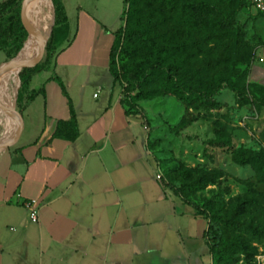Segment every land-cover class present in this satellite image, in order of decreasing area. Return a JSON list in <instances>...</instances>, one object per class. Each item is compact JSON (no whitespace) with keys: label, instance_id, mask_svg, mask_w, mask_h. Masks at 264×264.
<instances>
[{"label":"crops","instance_id":"obj_1","mask_svg":"<svg viewBox=\"0 0 264 264\" xmlns=\"http://www.w3.org/2000/svg\"><path fill=\"white\" fill-rule=\"evenodd\" d=\"M57 4L51 63L5 122L4 143L19 127L0 150V264H214L209 219L159 177L145 120L114 82L125 0ZM254 51L248 82L264 87V45Z\"/></svg>","mask_w":264,"mask_h":264},{"label":"rangeland","instance_id":"obj_2","mask_svg":"<svg viewBox=\"0 0 264 264\" xmlns=\"http://www.w3.org/2000/svg\"><path fill=\"white\" fill-rule=\"evenodd\" d=\"M26 1L23 0L19 7L17 43L8 52L9 60L2 53L0 68L16 60L33 31L35 33V0L29 1L27 11ZM47 1L49 6L52 4L55 23L57 0ZM141 1L132 20L136 28L131 44L126 46L122 39L114 61L118 71H132L140 79L135 83L131 95L136 96L139 107L137 111L145 120L147 147L169 187L199 211L207 213L209 221L213 223L215 250H222L227 241L232 242L239 234L243 241L249 242L245 246L246 252L230 254V260L224 259L222 263L259 264L260 259V264H264V239L250 236L255 232L250 226L251 222L264 224V216L257 219L252 209L244 212L245 205L238 204V197L244 196L255 205H262L264 173H260L254 165L241 166L232 159L235 150L260 151L264 148V88L253 87L247 76L250 65L255 61L254 50L264 45V16L253 15L242 0H222L216 10L209 12L208 18L213 15L224 23L228 15H233L244 31L248 46L241 50L238 45L234 47L233 54L237 59L240 55L241 62L236 67L237 73L232 78V85L223 84L214 96H209L207 92L198 94L196 101L190 103L167 91L161 71L154 67L157 61L155 48L162 46L165 37L169 35L168 11L162 5H189L202 10L207 8L208 0ZM129 6V0H125L123 27ZM54 23L50 28L49 20L47 22L44 37L46 44L43 52L30 65L33 68L41 66L46 59V46ZM207 50L208 46L204 47L191 67L192 72L202 69L203 78L223 70L214 66V62H209ZM33 57L29 56L28 60ZM205 61H208L207 65ZM21 71L18 73L16 90L3 117L0 111V128L3 133L5 122L13 117L14 109L19 119L18 102L24 91ZM16 75L17 72L13 78ZM45 75L39 73L31 83V89L36 88ZM119 84L123 87L122 83ZM10 88L3 83L0 74V105ZM258 107H261L259 111ZM241 230L246 234H241Z\"/></svg>","mask_w":264,"mask_h":264},{"label":"trees","instance_id":"obj_3","mask_svg":"<svg viewBox=\"0 0 264 264\" xmlns=\"http://www.w3.org/2000/svg\"><path fill=\"white\" fill-rule=\"evenodd\" d=\"M23 0H5L0 3V52L7 55L11 47L17 43V17H19V7ZM129 0L130 6L127 12V21L125 27L116 33V41L111 51L110 69L115 83H122L123 87V104L127 108V112L131 115H140L138 113V103L136 96L132 97L134 85L139 81L136 73L132 71H118L115 66L114 56L118 45L123 39L126 46L131 44V38L136 28V24L132 21L136 15L137 8L141 5V0ZM222 0H208L207 8L199 10L193 6L180 7L176 4H164L162 6L168 11V32L162 46L155 49L156 63L154 65L163 75L164 86L172 95L179 96L182 100L194 103L198 94L207 92L209 96H214L223 84L232 85V78L236 76L237 65L241 62L233 54L235 45L241 49L247 48L244 39V31L238 24L233 15L226 17V23L215 16L208 18L210 11L216 10L222 4ZM243 5L249 8L247 0H242ZM124 11V16H126ZM221 16L224 14L221 13ZM258 16V15H255ZM260 16H264L261 15ZM62 22L61 9L56 4V19L53 25L49 41L46 46V59L41 66H26L20 72V78L23 82V89L26 88L31 78L37 74L41 68L50 65L53 54L56 50L55 37L57 30ZM52 25V4L50 6V28ZM125 28V31H124ZM212 44V46H210ZM208 46L207 55L209 62H214L217 68H223L222 71L212 74L209 78H203L202 69L191 71L192 63L198 58L199 54L204 51V47ZM19 50V49H18ZM236 54V53H235ZM217 56V57H214ZM206 65L208 61H205ZM205 65V66H206ZM249 72V69H248ZM122 74L124 78H122ZM248 76V74H247ZM56 79V77H55ZM253 87H261L252 84ZM33 95L28 99H32ZM20 108L18 102V109ZM261 107H258V111ZM233 161L241 166L254 165L260 173H264V148L260 151L238 149L232 152ZM169 187V185L167 184ZM171 190L172 188L169 187ZM175 194L176 191L172 190ZM238 204L245 205L244 212L250 209L256 214L257 219L264 216V197L262 205H255L247 197L239 196ZM198 212L208 215L204 211ZM256 220V219H255ZM244 226V225H241ZM250 226L255 232L250 236L255 239H264V224L262 222L252 221ZM213 223L210 222L209 236L212 242V254L214 264H223L224 259L230 260V254L246 252L245 246L249 245L248 241H243L241 235L234 240L227 241L222 250H215V243L212 236ZM240 233H244L242 230ZM246 234V233H244ZM229 264V263H225Z\"/></svg>","mask_w":264,"mask_h":264},{"label":"bare ground","instance_id":"obj_4","mask_svg":"<svg viewBox=\"0 0 264 264\" xmlns=\"http://www.w3.org/2000/svg\"><path fill=\"white\" fill-rule=\"evenodd\" d=\"M35 7H36V24H35V33L29 38V40L25 43L23 50L21 51L20 55L16 60L12 62V64L18 65L13 68H9L7 65L0 68V74L2 75L3 83H6L7 86H11L10 91L6 98L3 99L0 105V111L2 113V117L4 116V110L8 106V104L12 100V96L16 90V85L18 82V73L20 71V64L27 61L29 56L36 54L39 52V47L41 42H44L45 32L47 22H50V6L47 0H35ZM17 72V75L13 78V74ZM1 140L0 145L5 142V135L0 128Z\"/></svg>","mask_w":264,"mask_h":264},{"label":"built area","instance_id":"obj_5","mask_svg":"<svg viewBox=\"0 0 264 264\" xmlns=\"http://www.w3.org/2000/svg\"><path fill=\"white\" fill-rule=\"evenodd\" d=\"M247 2L249 3V9L252 11L253 15H264V0H247ZM95 97H97V94L95 95ZM158 175L160 178H162L161 172H159ZM24 206L29 219L33 222H38L40 209L37 206L36 201H27ZM258 261L260 264V259H258Z\"/></svg>","mask_w":264,"mask_h":264},{"label":"water","instance_id":"obj_6","mask_svg":"<svg viewBox=\"0 0 264 264\" xmlns=\"http://www.w3.org/2000/svg\"><path fill=\"white\" fill-rule=\"evenodd\" d=\"M29 1L30 0H27L26 1V11H27V7H28V3H29ZM32 32V31H31ZM45 44H46V42H41V44H40V47H39V52L36 54V56L35 57H33V58H31V59H29V60H27V61H25V62H23V63H21L20 64V70H22L24 67H26V66H29V67H31L30 65L37 59V57L43 52V50H44V47H45ZM9 68H13V67H15V66H18V65H16V63L15 64H12V62L11 63H7L6 64ZM14 119H16L17 120V123H18V117H17V115H16V113H15V109H14ZM18 125H17V130H16V132L14 133V135H13V137L10 139V141H8V142H6V143H3L2 145H0V150L1 149H5L6 147H8L9 146V144L12 142V140L14 139V137L16 136V134H17V132H18Z\"/></svg>","mask_w":264,"mask_h":264}]
</instances>
